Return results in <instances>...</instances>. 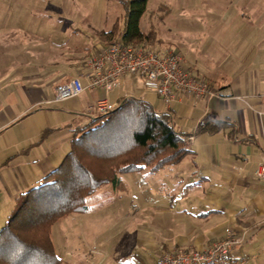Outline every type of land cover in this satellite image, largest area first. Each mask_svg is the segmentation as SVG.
<instances>
[{"label": "crops", "instance_id": "obj_1", "mask_svg": "<svg viewBox=\"0 0 264 264\" xmlns=\"http://www.w3.org/2000/svg\"><path fill=\"white\" fill-rule=\"evenodd\" d=\"M214 1L220 12L210 19L231 20L232 28H206L207 44L199 55L181 57L189 73L219 90V96L194 102L175 92L166 106L140 77L126 74L108 92L89 87L83 76V92L56 100L55 86L87 72V57L103 45L90 34L84 39L88 32L79 26L64 30L60 44L31 48L37 56L30 54L31 61L18 63V69L13 61L3 64L10 69L0 76L1 226L23 193L61 163L80 129L100 115L98 98L117 106L135 97L170 113L174 128L192 136L186 140L190 153L153 173L144 168L119 174V186L107 183L89 195L91 208L87 204L84 212L64 217L80 225L78 214L88 212L89 222L105 233L82 228L78 239L85 248L62 259L158 264L165 251L207 248L230 227L242 238L233 256L241 264H264V176L255 173L264 161V0ZM130 173L134 187L122 177ZM108 184L109 201L100 211L95 196ZM64 217L57 221L61 227Z\"/></svg>", "mask_w": 264, "mask_h": 264}, {"label": "trees", "instance_id": "obj_2", "mask_svg": "<svg viewBox=\"0 0 264 264\" xmlns=\"http://www.w3.org/2000/svg\"><path fill=\"white\" fill-rule=\"evenodd\" d=\"M119 2L125 26L97 30L99 48L114 43L119 33L127 44H154L155 31L140 27L147 0ZM186 136L174 128L170 113L135 97L93 118L61 163L23 193L7 216L0 228V264H67L55 252L51 226L70 213L84 212L86 198L99 187L119 186V174L144 168L153 173L181 161L190 153Z\"/></svg>", "mask_w": 264, "mask_h": 264}, {"label": "rangeland", "instance_id": "obj_3", "mask_svg": "<svg viewBox=\"0 0 264 264\" xmlns=\"http://www.w3.org/2000/svg\"><path fill=\"white\" fill-rule=\"evenodd\" d=\"M227 2L223 3L225 7L228 6ZM206 12L207 14H204ZM218 12L220 11L214 0H147L140 19V27L145 33L152 28L157 41L151 45L145 41L143 46L154 52L170 48L182 57H196L203 48L202 44H207V38L203 36L206 28L212 30L232 28L231 20L221 21V24L217 19H210L216 17ZM201 15L206 17L201 18ZM126 20L124 7L119 0H0V76L3 78L10 69H3V64L13 61L12 64L18 69L20 66L18 63L31 61L30 54L37 56L34 51H29L31 48L34 50L35 46L44 44L55 46L64 39L62 33L66 29L79 26L88 32L84 39L87 40L90 34V38L93 37L96 42H100L94 32L100 29L109 30L115 23L119 30H123ZM130 174H124L122 177L134 187L135 174ZM108 187L110 184L95 196L100 198L98 207L109 201L106 197ZM93 199L86 198V205L88 204L90 208L94 203ZM78 216L82 223L80 225L72 224L69 218L71 216H68L64 217V227L57 221L51 226L50 237L56 254L61 258L67 252L83 251L85 247L82 240L78 239L82 228L93 231L96 235L105 233L104 227H95L92 225L93 222H89L91 217L88 212ZM98 242H101V239ZM176 249L181 250L179 248L171 250ZM192 250L202 249L182 251ZM84 252L87 250L84 249ZM69 255L72 256L71 253ZM100 256L98 255V258ZM64 261L67 264L76 262L73 257Z\"/></svg>", "mask_w": 264, "mask_h": 264}, {"label": "built area", "instance_id": "obj_4", "mask_svg": "<svg viewBox=\"0 0 264 264\" xmlns=\"http://www.w3.org/2000/svg\"><path fill=\"white\" fill-rule=\"evenodd\" d=\"M87 72L69 78L66 82L55 86V99L74 98L84 90L81 77L88 78L91 88H101L108 92L119 86L122 77L133 74L140 77L144 85L153 90L161 102L169 106L175 99V92H181L197 102L200 98L219 96L221 92L213 88L207 81L199 79L183 66L178 52L165 48L159 52L151 51L139 45L124 43L119 33L114 43L99 48L87 57ZM115 107L106 98L97 99L95 110L103 114ZM192 136L186 137L191 140ZM258 177L264 176V161L258 163ZM242 242V238L231 228L225 229L222 239L202 250L164 252L158 264H241L233 256L234 248Z\"/></svg>", "mask_w": 264, "mask_h": 264}]
</instances>
